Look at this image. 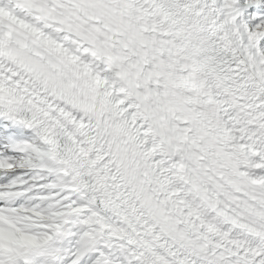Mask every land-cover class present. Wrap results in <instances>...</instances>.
<instances>
[{
    "label": "snow or ice",
    "instance_id": "6c2138e0",
    "mask_svg": "<svg viewBox=\"0 0 264 264\" xmlns=\"http://www.w3.org/2000/svg\"><path fill=\"white\" fill-rule=\"evenodd\" d=\"M0 118V264H264V0H0Z\"/></svg>",
    "mask_w": 264,
    "mask_h": 264
},
{
    "label": "bare ground",
    "instance_id": "6f19581e",
    "mask_svg": "<svg viewBox=\"0 0 264 264\" xmlns=\"http://www.w3.org/2000/svg\"><path fill=\"white\" fill-rule=\"evenodd\" d=\"M12 127L11 123L9 121L4 120L3 118H0V129H5V128H9ZM17 133H20V135H23V137H27L30 135V130L27 129H19L17 131ZM1 141H2V137H1ZM2 143L4 144V140L2 141ZM5 146H1V148H4Z\"/></svg>",
    "mask_w": 264,
    "mask_h": 264
},
{
    "label": "rangeland",
    "instance_id": "374dc122",
    "mask_svg": "<svg viewBox=\"0 0 264 264\" xmlns=\"http://www.w3.org/2000/svg\"><path fill=\"white\" fill-rule=\"evenodd\" d=\"M2 130L3 129H0V131H2ZM15 135H16V138H19V139L25 138V137H23V135H20V133H17V132L15 133ZM2 141H1V143H2ZM2 145L5 146V143L4 144L2 143ZM5 154H7V152H5ZM20 172H26V173H28V175H31V173L28 172L27 169H16L15 172L10 173L8 176H4L3 178H0V183H5L8 179L11 178V176L16 175L17 173H20ZM25 178H27V177H25Z\"/></svg>",
    "mask_w": 264,
    "mask_h": 264
}]
</instances>
